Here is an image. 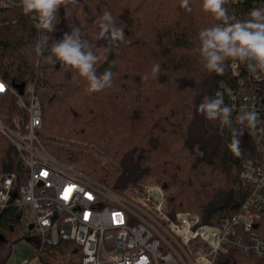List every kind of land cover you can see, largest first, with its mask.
Returning a JSON list of instances; mask_svg holds the SVG:
<instances>
[{
	"label": "trees",
	"instance_id": "1",
	"mask_svg": "<svg viewBox=\"0 0 264 264\" xmlns=\"http://www.w3.org/2000/svg\"><path fill=\"white\" fill-rule=\"evenodd\" d=\"M14 4L5 8L0 1V78L11 89L35 85L42 108L39 134L96 147L115 173L88 154L51 146L39 136L57 160L119 194L156 177L173 217L191 212L201 217L202 224L220 226L239 211L248 195L241 173L246 163L259 159V144L235 114L231 113L230 128L198 111L206 97L215 99L218 92L228 106V89H235L237 83L230 68L233 60H227L225 72L218 75L208 72L194 51L199 31L220 23L203 11L202 0H189L191 11L181 7V0H78L61 6L55 30L43 32L49 37L43 55L36 52L42 35L33 27L34 14L25 15L17 6L19 0ZM262 6L264 0H229L225 5L229 15L239 20ZM106 11L123 29L122 41L109 44L99 36L100 18ZM76 28L101 57L96 74L109 68L113 73L111 85L100 91H89L88 81L78 72L47 60L51 46ZM157 64L159 71L153 72ZM261 97L264 107V85ZM24 114L15 94L0 98L4 124L23 122ZM233 130L239 155L228 147ZM10 173L18 175L19 188L26 175L23 165L0 132V177ZM17 216L13 206L0 212V236L7 243L22 236ZM256 233L264 238V225ZM228 258L235 264H264V258L235 252ZM39 260L40 264H82L83 254L74 242L61 240L56 246H44Z\"/></svg>",
	"mask_w": 264,
	"mask_h": 264
},
{
	"label": "built area",
	"instance_id": "2",
	"mask_svg": "<svg viewBox=\"0 0 264 264\" xmlns=\"http://www.w3.org/2000/svg\"><path fill=\"white\" fill-rule=\"evenodd\" d=\"M0 1L5 8L15 6L14 0ZM248 18L244 14L242 20ZM36 23L34 15L33 27L42 35ZM230 68L237 83L228 89L227 107L236 118L244 110L257 113L256 127L249 129L259 144V159L245 164L240 179L247 198L220 226L202 224L191 212L171 216L156 180L119 194L57 160L39 137L42 108L35 85L20 95L0 78V98L15 94L25 112V120H15L14 126L0 120V132L14 146L26 174L19 188L16 173L0 177V212L15 207L38 248L37 255L22 264H40L43 247L61 240L82 249V264H219L231 252L264 258V238L256 233L264 225V79L256 80L239 61H232ZM224 264L235 263L228 258Z\"/></svg>",
	"mask_w": 264,
	"mask_h": 264
},
{
	"label": "clouds",
	"instance_id": "3",
	"mask_svg": "<svg viewBox=\"0 0 264 264\" xmlns=\"http://www.w3.org/2000/svg\"><path fill=\"white\" fill-rule=\"evenodd\" d=\"M78 0H19L17 6L21 7L25 15L34 14L36 28L42 32L55 30L54 21L57 11L61 6L76 4ZM229 0H202V9L210 13L219 21L211 27L203 28L198 33L199 45L194 49L203 60V67L208 72L222 75L225 72L227 60L239 61L246 64L249 73L256 79H264V6L253 8L249 18L239 20L235 15H229L225 5ZM181 7L191 11L189 0H181ZM99 36L114 44L124 39L123 29L114 25V18L110 12H104L99 22ZM49 37L42 35L36 45L38 55H43ZM105 48L104 51H109ZM47 60L51 63L59 61L66 70H74L88 81L89 91H100L111 85V69H106L103 74H96V64L101 59L94 53L88 43L83 41L78 28L70 34L55 42L49 49ZM160 66L153 67V72H158ZM198 111L209 120L219 119L222 126H232L230 119L232 109L224 106L223 96L218 92L215 99L205 98L198 106ZM239 123L247 122L249 128H255L257 113L255 111H242L237 117ZM239 140L233 130L232 142L229 149L239 155Z\"/></svg>",
	"mask_w": 264,
	"mask_h": 264
},
{
	"label": "rangeland",
	"instance_id": "4",
	"mask_svg": "<svg viewBox=\"0 0 264 264\" xmlns=\"http://www.w3.org/2000/svg\"><path fill=\"white\" fill-rule=\"evenodd\" d=\"M39 136L41 137V139L42 138L46 140L48 139V137L44 135L39 134ZM46 142L51 146L61 147L64 149H70L73 151H78L84 154H88L91 157L99 160L101 164L105 166L107 169H109L111 172L115 173L114 167L110 165V162L94 146L83 145L78 142L63 141L55 138H50V140L48 139ZM46 149L50 153L48 148ZM54 157L58 159L56 156ZM61 162L65 163L67 166L74 168L72 165H70L67 162H64L63 160ZM148 180L158 181L156 177H151L146 181ZM22 228H23L22 236L12 241V243L5 242L3 238L0 236V264H22L24 261L30 260L37 255L38 248L35 245V243L32 242L30 239L32 235L28 233V229L25 228L23 225ZM23 238L25 239V242L21 241ZM227 260L228 258L223 257L219 261V264H224Z\"/></svg>",
	"mask_w": 264,
	"mask_h": 264
},
{
	"label": "water",
	"instance_id": "5",
	"mask_svg": "<svg viewBox=\"0 0 264 264\" xmlns=\"http://www.w3.org/2000/svg\"><path fill=\"white\" fill-rule=\"evenodd\" d=\"M13 88L15 90H17L20 95H23L24 94V91H25V84H21V85H18V86H14ZM255 229H256V227H255Z\"/></svg>",
	"mask_w": 264,
	"mask_h": 264
},
{
	"label": "snow or ice",
	"instance_id": "6",
	"mask_svg": "<svg viewBox=\"0 0 264 264\" xmlns=\"http://www.w3.org/2000/svg\"><path fill=\"white\" fill-rule=\"evenodd\" d=\"M4 89H3V87L2 86H0V92H2ZM65 198H67V197H65ZM87 218V217H86Z\"/></svg>",
	"mask_w": 264,
	"mask_h": 264
}]
</instances>
